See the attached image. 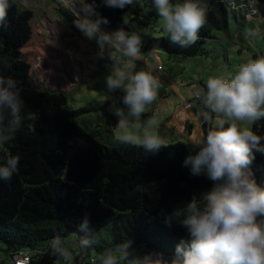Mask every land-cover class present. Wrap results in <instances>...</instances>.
Returning <instances> with one entry per match:
<instances>
[{"label": "trees", "instance_id": "16d2710c", "mask_svg": "<svg viewBox=\"0 0 264 264\" xmlns=\"http://www.w3.org/2000/svg\"><path fill=\"white\" fill-rule=\"evenodd\" d=\"M241 1L201 0L207 4L206 23L196 43L182 48L158 27L160 17L151 0H139L123 9L107 7L103 0H86L94 5L90 19H107L100 25L103 32L140 34L141 55L149 59L159 53L206 56V43L228 29L230 13H239L246 21L250 9L231 8ZM250 1L264 17V0ZM46 51L35 11L9 0L6 26H0V55L8 58L11 68L0 75L18 82L24 107L15 139L0 149V165L6 163L8 154L21 158L11 181L0 180V264H6L3 257L11 264L21 252L28 253V264H66L49 247L55 236L73 251V264H91V259L100 264L99 257L106 250L127 241L138 256L159 253L165 259L173 258L180 240L190 236L175 218L170 225L166 218L185 208L193 195L200 200L218 183L206 174L192 175L190 166L184 165L199 148L177 141L153 153L143 147L104 143L99 134L78 122L83 110H70L64 92L31 84V67ZM252 130L264 137V120L253 124ZM260 143L264 145V139ZM254 155L249 166L252 178L264 188V154L254 150ZM137 186L146 190L137 192ZM85 217L89 220L87 235H94L98 242L81 252L74 233L86 234L79 232Z\"/></svg>", "mask_w": 264, "mask_h": 264}, {"label": "clouds", "instance_id": "9594fccd", "mask_svg": "<svg viewBox=\"0 0 264 264\" xmlns=\"http://www.w3.org/2000/svg\"><path fill=\"white\" fill-rule=\"evenodd\" d=\"M138 2L103 0L105 6L119 9ZM79 3L85 18L76 20V27L88 39L96 38L98 57L103 58L106 46L110 49L114 65L105 78L109 92L122 89L125 93L122 101L127 111L112 106L113 114L119 118L115 140L153 153L167 146L158 132L161 123L158 115L153 114L143 123L139 120L157 99L160 87L151 68L135 70L136 62L143 59L140 34L123 30L102 32L100 25L107 23V19H90L95 14L94 5L86 0ZM151 3L172 43L182 48L196 43L198 32L206 23V3L201 0L177 3L151 0ZM8 8L9 0H0V26H6ZM10 68L8 58L0 55V71ZM17 85L13 78L0 75V149L15 139L23 123L24 104ZM194 96L207 109L202 115L208 130L206 134L190 138L199 151L188 156L184 165L190 166L192 175L206 174L218 183L200 200L193 195L185 208L177 209L166 218L169 225L175 218L187 229L190 239L180 240L171 259L159 253L138 256L130 251L132 242L127 241L106 250L99 257L100 264H264V188L257 185L249 168L255 159L254 150L264 154V145L260 143L264 137L251 127L264 118V56L240 63L232 75L210 76L206 87L196 88ZM28 127L34 130L33 125ZM20 159L19 155H7L6 163L0 165V180L11 181ZM145 190L143 186L135 189L141 193ZM79 232L86 233H74L76 247L81 252L98 242L94 235H87V217L79 225ZM65 244L63 238L55 236L49 247L53 255L66 264H73V251Z\"/></svg>", "mask_w": 264, "mask_h": 264}, {"label": "rangeland", "instance_id": "374dc122", "mask_svg": "<svg viewBox=\"0 0 264 264\" xmlns=\"http://www.w3.org/2000/svg\"><path fill=\"white\" fill-rule=\"evenodd\" d=\"M18 2L23 7L35 11L47 47V51L39 55L31 67V84L38 88L64 92L68 96L70 110H83L78 117V122L82 126L99 134L101 140L108 145L119 143L114 138L119 118L113 114L112 106L114 104L127 111V106L122 101L125 93L122 89L109 92L106 86L105 78L111 73L114 65L109 55L110 49L106 46L103 58L98 57L99 47L96 38L88 39L74 23L85 18L79 0H18ZM253 8L255 9V6ZM256 11L257 13L247 17L245 22L239 13H230L228 29L217 32L216 38L206 43V56L181 58L159 53L163 68L161 72L157 70L160 63L155 55L150 59L148 55H143L146 57L136 62L135 70L151 68L152 75L160 81V87L157 99L139 117L140 122L143 123L156 114L161 119L158 128L161 138L169 139L168 143L177 141L191 143L190 138L199 134H195L194 129L188 124L195 121L196 125L200 118L189 120L184 116L187 122L184 130L180 131L175 127L180 138L177 137L178 134L171 136L165 131L163 135L164 120L172 115L178 106L183 105V98L187 103L192 101L194 96L192 90L200 87V82L206 87V81L210 76L232 75L240 63L249 58L264 56V17L258 9ZM248 20L255 23L248 24L246 23ZM157 25L158 27L163 25L161 18ZM155 71H158L157 74L161 72L164 78L160 79ZM178 92L183 98L180 99ZM188 109L190 108L186 104L184 113ZM179 112L177 109L176 114ZM202 129L205 131L203 127ZM3 259L9 264L8 258Z\"/></svg>", "mask_w": 264, "mask_h": 264}, {"label": "crops", "instance_id": "0c3cea01", "mask_svg": "<svg viewBox=\"0 0 264 264\" xmlns=\"http://www.w3.org/2000/svg\"><path fill=\"white\" fill-rule=\"evenodd\" d=\"M152 55H155L156 57H157V59H158V61H159V63H161V60H160V58H159V55H157V54H152ZM151 55V56H152ZM147 56V55H146ZM146 56H142V57H146ZM151 56H150V58H151ZM156 72V74H157V72L158 71H155ZM162 72V71H161ZM158 73L157 74V76H159L160 77V79H163L164 78V76L163 75H161L162 73ZM199 84H201V83H199ZM178 95L180 96V99H181V95H180V93L178 92ZM183 98V97H182ZM183 105L182 106H178L175 110H174V113L172 114V115H169V116H167L166 118H165V120H164V124L162 125V133H163V135H165V133H164V131L165 132H167L168 134H170L171 136H174V134L175 135H177L178 133H177V131H176V129H175V127H177L178 128V130H180V131H183L184 130V127H185V125L187 124V122H185V120H184V116H187L188 117V119L189 120H195L196 119V112H195V110H194V108H191L190 106H189V108L190 109H188V111L186 112V113H184V110H185V108H186V104H188L187 102H185L184 101V98H183ZM177 109H179V113L178 114H176V110ZM175 115V116H174ZM198 119V118H197ZM196 119V120H197ZM177 125V126H176ZM189 125V127L190 128H193L194 129V133L196 134V133H198L199 135L201 134V133H204V130L202 129V126L200 125V121H198V123L195 125V121H193V122H190V124H188ZM192 129V130H193ZM176 131V132H175ZM179 135V134H178ZM177 135V137H179L180 138V135L178 136ZM165 141H166V143H168V140L169 139H164ZM188 144L189 145H192L191 143H189L188 142Z\"/></svg>", "mask_w": 264, "mask_h": 264}, {"label": "built area", "instance_id": "2783aa9c", "mask_svg": "<svg viewBox=\"0 0 264 264\" xmlns=\"http://www.w3.org/2000/svg\"><path fill=\"white\" fill-rule=\"evenodd\" d=\"M253 2L250 1V0H242L240 3H232L231 4V8L233 10H240V11H243L244 8H247V9H250V14L247 15V17H251V16H254L256 13H257V8H253ZM157 70L158 71H162V66H161V63L160 65L157 67ZM200 87H204L203 85L200 84ZM198 88V87H197ZM196 89V88H195ZM194 90H192L193 92V95H194ZM188 106L192 107V108H195L194 110L197 112L196 116L198 118H200V125L205 129V131L207 132L208 130V124L206 123L202 113L204 111H207V109L204 108V106L202 105L201 101L196 99L195 96H193V99L192 101H190L188 103ZM204 131V132H205ZM29 255L28 253L26 252H21V253H18L14 256L13 260L11 261V264H28L29 262ZM94 259H91L90 260V263L92 264Z\"/></svg>", "mask_w": 264, "mask_h": 264}]
</instances>
